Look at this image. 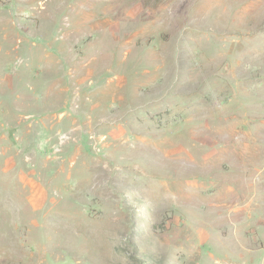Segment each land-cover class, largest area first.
<instances>
[{"label": "rangeland", "instance_id": "374dc122", "mask_svg": "<svg viewBox=\"0 0 264 264\" xmlns=\"http://www.w3.org/2000/svg\"><path fill=\"white\" fill-rule=\"evenodd\" d=\"M0 264H264V0H0Z\"/></svg>", "mask_w": 264, "mask_h": 264}]
</instances>
